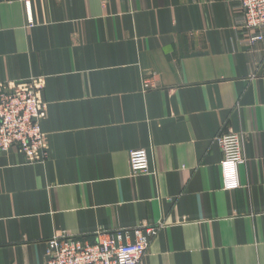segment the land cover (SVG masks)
<instances>
[{"label": "crops", "instance_id": "0c3cea01", "mask_svg": "<svg viewBox=\"0 0 264 264\" xmlns=\"http://www.w3.org/2000/svg\"><path fill=\"white\" fill-rule=\"evenodd\" d=\"M243 22L236 0H0V83L45 78L48 152L0 153V264L145 228L139 264H264V40ZM230 133L245 163L224 191Z\"/></svg>", "mask_w": 264, "mask_h": 264}, {"label": "built area", "instance_id": "2783aa9c", "mask_svg": "<svg viewBox=\"0 0 264 264\" xmlns=\"http://www.w3.org/2000/svg\"><path fill=\"white\" fill-rule=\"evenodd\" d=\"M236 1L248 35L245 43L260 44L264 40V0ZM44 83V77L0 83V153L14 150L29 164L46 161V136L41 129L47 113V104L42 98ZM142 85L145 90L153 87L146 79ZM215 142L222 154V189L240 188L237 169L245 163L242 134L220 135ZM128 162L134 176L150 174L147 151L130 152ZM156 233V228L137 229L132 232L134 241H130L131 232L125 230L105 233L92 242L78 237L51 238L45 242L44 264H139Z\"/></svg>", "mask_w": 264, "mask_h": 264}]
</instances>
